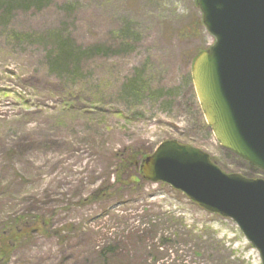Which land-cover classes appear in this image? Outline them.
I'll list each match as a JSON object with an SVG mask.
<instances>
[{
    "label": "rangeland",
    "instance_id": "374dc122",
    "mask_svg": "<svg viewBox=\"0 0 264 264\" xmlns=\"http://www.w3.org/2000/svg\"><path fill=\"white\" fill-rule=\"evenodd\" d=\"M61 41L74 50L66 73L51 68ZM214 41L197 0L0 7V222L26 229L2 264H102L106 242L117 249L110 264H165L159 239L137 237L141 217L159 211L206 227L229 247L228 264H261L233 220L142 173L174 140L226 174L264 180L219 144L200 108L192 66ZM133 152L137 165L122 167Z\"/></svg>",
    "mask_w": 264,
    "mask_h": 264
},
{
    "label": "water",
    "instance_id": "95a60500",
    "mask_svg": "<svg viewBox=\"0 0 264 264\" xmlns=\"http://www.w3.org/2000/svg\"><path fill=\"white\" fill-rule=\"evenodd\" d=\"M215 41L192 66L200 108L219 144L264 172V0H197ZM142 173L204 210L233 220L264 264V180L226 174L174 140L147 156Z\"/></svg>",
    "mask_w": 264,
    "mask_h": 264
},
{
    "label": "trees",
    "instance_id": "16d2710c",
    "mask_svg": "<svg viewBox=\"0 0 264 264\" xmlns=\"http://www.w3.org/2000/svg\"><path fill=\"white\" fill-rule=\"evenodd\" d=\"M43 0H0V7L4 12L11 11L16 5L31 6L40 4ZM74 50L64 41L60 42L59 50L52 59L51 68L57 72H69L71 59ZM132 87V86H130ZM137 152H133L129 157L120 160L122 167L137 165ZM118 183L125 184L119 175L116 178ZM134 183V182H133ZM141 223L147 228L140 231L137 235L139 240H145L147 236L152 240H160L170 256L166 255L165 264H228L230 254L227 252L229 247H225L222 240L217 239L213 233H210L206 227L200 229L186 222L185 216L173 211H159L158 213H148L141 217ZM15 227V226H14ZM12 222H0V264L7 261L9 255L26 229L20 227L16 229ZM157 239H156V238ZM126 243V242H125ZM116 244L106 242L99 248L98 257L102 264H110L113 256L116 254ZM156 247H160L157 243ZM172 257V258H171ZM161 258L160 260H162ZM147 260V258L145 259Z\"/></svg>",
    "mask_w": 264,
    "mask_h": 264
}]
</instances>
